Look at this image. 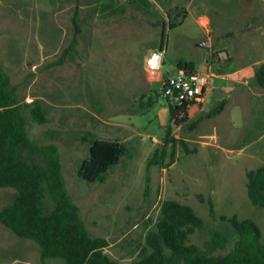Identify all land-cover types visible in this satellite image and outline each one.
Listing matches in <instances>:
<instances>
[{
    "label": "rangeland",
    "instance_id": "374dc122",
    "mask_svg": "<svg viewBox=\"0 0 264 264\" xmlns=\"http://www.w3.org/2000/svg\"><path fill=\"white\" fill-rule=\"evenodd\" d=\"M186 1L155 0L161 12L149 0L146 8L130 0H0L1 61L21 101L40 100L45 107V122L27 109V130L38 144L57 146L67 189L87 229L109 239L106 251L124 264L139 257L166 199L188 203L206 218L208 226L193 235L202 246L217 228L230 232V243L219 252L236 239L231 227L212 216L211 200L218 215L255 219L264 238V207L252 202L247 186L248 169L264 163V87L256 80L264 62V0H196L181 20ZM200 8L214 18L212 40L198 19ZM164 38L162 70H146L145 57ZM212 58L215 66H248L255 89L244 95L238 83L209 103H193L192 119L176 124L164 78L179 70L180 60H195L208 72ZM224 96L226 108L211 115ZM239 99L246 101L235 103ZM95 138L126 146L104 181L79 175ZM25 154L47 167L43 149L27 148ZM16 193L15 187H0V209ZM0 264L68 263L43 258L36 240L0 223Z\"/></svg>",
    "mask_w": 264,
    "mask_h": 264
},
{
    "label": "trees",
    "instance_id": "16d2710c",
    "mask_svg": "<svg viewBox=\"0 0 264 264\" xmlns=\"http://www.w3.org/2000/svg\"><path fill=\"white\" fill-rule=\"evenodd\" d=\"M183 11L185 17L188 10L183 8ZM74 22L80 31L77 16ZM170 25L176 26L177 21L172 20ZM165 34L164 31V37ZM77 35L76 32L73 45L78 42ZM165 45L164 38L161 48ZM215 62V58L209 60L214 67ZM180 68L192 72L199 66L195 60H180ZM256 80L264 87V62L256 70ZM224 106L225 101L210 114L218 113ZM170 108L171 121L183 124L190 120L188 102L170 103ZM27 109L35 120L47 121L40 100L21 101L0 57V187L17 190L14 201L0 209V223L22 237L36 240L45 259L64 258L68 264H124L106 251L111 244L109 239L90 234L79 206L67 189L57 146H42L31 137L26 127ZM191 124L194 126L195 122ZM27 148L43 149L48 157L47 167L32 161L25 154ZM125 152V143L118 139L95 138L90 155L81 163L79 175L88 181H104L105 173ZM247 175L252 202L264 207V163L248 169ZM210 204L212 216L235 231L236 239L227 252L218 249L230 243L229 230L213 229L211 239L202 246L193 240V235L208 226L206 218L188 203L166 199L155 225L146 233L139 257L131 264H264V238L259 223L251 217L218 215L212 200Z\"/></svg>",
    "mask_w": 264,
    "mask_h": 264
},
{
    "label": "crops",
    "instance_id": "0c3cea01",
    "mask_svg": "<svg viewBox=\"0 0 264 264\" xmlns=\"http://www.w3.org/2000/svg\"><path fill=\"white\" fill-rule=\"evenodd\" d=\"M147 0H130L131 3H139L141 5H137L139 8H146V3ZM172 1V0H171ZM196 0H187L186 2V6L185 8L188 10L185 17L181 16V20H184V18H186L189 13L192 11V5L193 2ZM142 6V7H140ZM173 5L171 6L170 9H172ZM176 7V6H175ZM174 7V8H175ZM166 17H169V20H174V15H171V13H169V11H164ZM197 15H198V19L201 20L202 25L206 28L207 33H208V38L212 40V36H211V29H212V25H213V21L214 18L205 11V9L200 8L197 10ZM155 20V19H154ZM157 20V19H156ZM157 48H161V45L158 46ZM166 49V45L164 47ZM156 49V48H155ZM154 50V49H153ZM229 61H232V59H230ZM209 71L213 74L212 76V87L210 90V93L206 99V102L209 103V101L212 100L213 97H215L216 95H222V94H227L228 92H232L235 88L236 85L238 83L244 84V89L242 91V93L244 95H247L246 89L250 90V89H255L254 85H252V82L250 81V79L248 78L249 76L246 74L249 67L248 66H243V67H238V68H230V65H226V66H212L209 64ZM200 68V67H199ZM202 70V68H200ZM246 74V75H245ZM243 98V97H241ZM227 96L222 97V100L220 102L225 101V107L227 105ZM246 101L245 99H239L236 100L235 103H242ZM207 103V104H208ZM201 104V103H200ZM246 104V103H244ZM190 110V109H189ZM190 113V111H189ZM190 119H192V115L190 114Z\"/></svg>",
    "mask_w": 264,
    "mask_h": 264
},
{
    "label": "built area",
    "instance_id": "2783aa9c",
    "mask_svg": "<svg viewBox=\"0 0 264 264\" xmlns=\"http://www.w3.org/2000/svg\"><path fill=\"white\" fill-rule=\"evenodd\" d=\"M152 51L164 52L163 64H165L166 49L156 48ZM213 74L203 72L200 68L189 72L186 69H179L176 73H171L165 77L163 94L173 104L188 102L203 104L212 87Z\"/></svg>",
    "mask_w": 264,
    "mask_h": 264
},
{
    "label": "clouds",
    "instance_id": "9594fccd",
    "mask_svg": "<svg viewBox=\"0 0 264 264\" xmlns=\"http://www.w3.org/2000/svg\"><path fill=\"white\" fill-rule=\"evenodd\" d=\"M150 3H153L156 10L163 11L159 4L155 3V0H149ZM164 52L161 51H150V53L145 57V68L146 70L160 71L162 70Z\"/></svg>",
    "mask_w": 264,
    "mask_h": 264
},
{
    "label": "water",
    "instance_id": "95a60500",
    "mask_svg": "<svg viewBox=\"0 0 264 264\" xmlns=\"http://www.w3.org/2000/svg\"><path fill=\"white\" fill-rule=\"evenodd\" d=\"M202 45H210V42L209 41H204L201 43Z\"/></svg>",
    "mask_w": 264,
    "mask_h": 264
}]
</instances>
